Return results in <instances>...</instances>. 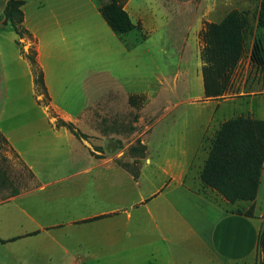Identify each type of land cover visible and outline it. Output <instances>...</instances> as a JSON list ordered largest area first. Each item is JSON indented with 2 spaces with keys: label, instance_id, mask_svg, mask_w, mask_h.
<instances>
[{
  "label": "rangeland",
  "instance_id": "1",
  "mask_svg": "<svg viewBox=\"0 0 264 264\" xmlns=\"http://www.w3.org/2000/svg\"><path fill=\"white\" fill-rule=\"evenodd\" d=\"M15 1L22 21L24 10L28 26L41 28L37 33L43 32V38L53 37L59 61L47 74L51 100L47 90L40 93L23 74L19 58L18 50L24 57L36 54V37L22 22L25 30L18 36L0 16V202L13 189L22 193L39 185L6 138L20 149L37 138H71L68 130L54 125L56 116L63 115L87 135L83 139L97 156L110 157L131 173L150 157L147 172L153 177L159 172L156 164L170 163L174 171L182 164L186 171V163L193 162L184 179L201 189L196 176L221 119L245 109L239 99H222L264 90V27L257 25L261 0H122L136 24L126 33L114 32L101 13L111 0ZM230 10L247 20L242 53L229 88L207 98L201 32ZM55 18L62 22L63 39L54 35L61 31ZM49 22L53 32L46 31ZM34 159L38 162L39 156ZM38 198V192L28 196ZM11 208H0L2 234ZM240 264H263L261 250L257 248L254 263L249 257Z\"/></svg>",
  "mask_w": 264,
  "mask_h": 264
},
{
  "label": "crops",
  "instance_id": "2",
  "mask_svg": "<svg viewBox=\"0 0 264 264\" xmlns=\"http://www.w3.org/2000/svg\"><path fill=\"white\" fill-rule=\"evenodd\" d=\"M7 1L0 0L1 21ZM23 13L22 25L36 37L35 59L52 100L47 74L59 61L57 43L38 34L41 28L28 26ZM54 23L61 29L54 35L63 39L61 20ZM18 53L23 74L33 83L28 60ZM236 99L245 109L235 116L264 120V90L222 100ZM71 135L33 139L23 149L6 138L39 185L0 202V208L12 206L7 233H0V264H240L249 257L254 263L264 228V160L255 198L229 202L215 191L206 196L185 181L193 162L186 163V171L182 164L176 171L170 163L156 164L159 172L153 177L147 157L134 177L112 158L97 156L88 141ZM161 173L164 178H158ZM37 192L38 199H28ZM241 201L246 204L240 206Z\"/></svg>",
  "mask_w": 264,
  "mask_h": 264
},
{
  "label": "trees",
  "instance_id": "3",
  "mask_svg": "<svg viewBox=\"0 0 264 264\" xmlns=\"http://www.w3.org/2000/svg\"><path fill=\"white\" fill-rule=\"evenodd\" d=\"M3 13L4 20L9 21L14 31L22 37L25 28L21 25L23 14L18 2L8 0ZM101 13L116 33H126L136 26L123 8L122 0H111L101 7ZM246 23V18L239 11L230 10L218 22H208L202 30V81L205 97H217L229 88L230 73L242 53ZM257 25L264 27V0L260 2ZM25 57L30 64L36 90L46 93L43 73L34 53H25ZM55 120V127H64L75 137L86 138L87 135L72 122L59 116ZM263 160L264 120L249 115L225 119L210 141L207 157L199 173L202 188L196 190L206 196L210 191H215L229 202L253 200ZM132 174L136 177L138 172ZM18 193V189H13L8 197ZM257 246L263 254L264 264V228L258 234Z\"/></svg>",
  "mask_w": 264,
  "mask_h": 264
}]
</instances>
